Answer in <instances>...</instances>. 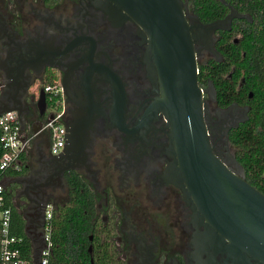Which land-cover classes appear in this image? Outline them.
<instances>
[{"label": "flooded vegetation", "instance_id": "obj_1", "mask_svg": "<svg viewBox=\"0 0 264 264\" xmlns=\"http://www.w3.org/2000/svg\"><path fill=\"white\" fill-rule=\"evenodd\" d=\"M181 1L189 21L198 17L192 0ZM224 3L229 10L220 18L230 12ZM237 12L243 15L235 17L251 19ZM230 28L213 32L216 50L218 31ZM146 39L135 20L112 15L97 0H0V110L13 107L22 130L33 134L26 169L6 173L5 186L13 191L36 257L48 205L53 255L55 221L68 220L75 173L91 192L83 211L89 229L82 241L81 225H66L65 239L85 245L90 264H240L227 250L197 246L204 225L167 176L170 128L156 106L159 84L147 68ZM196 45L198 66L216 58L203 42ZM49 77L62 85L59 121L66 140L59 154L49 149V131H40L52 111L47 100L37 101ZM199 84L207 88L204 122L213 151L241 175L229 132L248 118L249 104H220L209 78Z\"/></svg>", "mask_w": 264, "mask_h": 264}, {"label": "water", "instance_id": "obj_2", "mask_svg": "<svg viewBox=\"0 0 264 264\" xmlns=\"http://www.w3.org/2000/svg\"><path fill=\"white\" fill-rule=\"evenodd\" d=\"M97 2L112 15L135 20L146 32L147 68L160 91L155 102L170 128L166 172L191 204L196 223L204 225L197 246L227 250L240 264H264V192L245 178L242 167L236 174L213 151L204 122L207 88L198 82L196 43L203 42L219 59L213 32L230 28L231 19L243 14L229 5L225 18L203 22L192 15L189 21L181 0ZM209 90L214 96L212 85ZM37 101L46 103L42 88ZM9 109L14 108L0 113Z\"/></svg>", "mask_w": 264, "mask_h": 264}, {"label": "trees", "instance_id": "obj_3", "mask_svg": "<svg viewBox=\"0 0 264 264\" xmlns=\"http://www.w3.org/2000/svg\"><path fill=\"white\" fill-rule=\"evenodd\" d=\"M224 1L239 12L247 13L251 19L235 17L229 30L218 31L215 46L220 58H210L207 63L200 64L198 80L204 84L207 78L210 79L220 104L233 100L249 104L248 118L230 130L229 139L238 147L236 158L244 168L245 177L264 192V0H192V3L195 13L206 22L228 12ZM46 81L56 79L49 77ZM26 163L28 160L24 159L19 170L9 169L6 173L10 176L21 173L26 169ZM72 178L75 198L68 208V220L59 216L55 221L56 245L49 264H90L87 257H83L85 245L76 247L65 239L66 225L74 230L81 225L82 241L85 240L89 223L83 211L92 203L86 183L75 173ZM5 195L12 207V230L24 236V249L28 254L32 245L24 229L22 212L16 209L13 191L6 186Z\"/></svg>", "mask_w": 264, "mask_h": 264}, {"label": "built area", "instance_id": "obj_4", "mask_svg": "<svg viewBox=\"0 0 264 264\" xmlns=\"http://www.w3.org/2000/svg\"><path fill=\"white\" fill-rule=\"evenodd\" d=\"M46 100L51 106V115L42 124L41 130L49 131V149L53 154H59L65 145L64 126L59 121V104L62 95V85L59 81L46 82L43 85ZM33 134L22 130L17 111L9 109L0 113V264H49L53 239L52 206L45 208V223L42 233V245L36 257V250L31 241L30 252L25 251L23 235L12 230V207L5 195L6 172L9 169L19 170L23 155L30 145ZM27 235V233H26Z\"/></svg>", "mask_w": 264, "mask_h": 264}]
</instances>
